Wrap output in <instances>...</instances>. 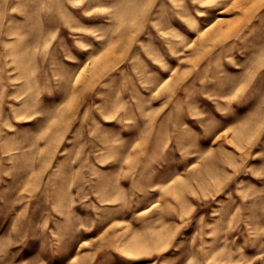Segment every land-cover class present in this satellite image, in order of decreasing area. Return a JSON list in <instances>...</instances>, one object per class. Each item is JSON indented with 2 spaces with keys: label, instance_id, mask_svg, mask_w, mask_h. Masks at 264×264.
Listing matches in <instances>:
<instances>
[{
  "label": "rangeland",
  "instance_id": "obj_1",
  "mask_svg": "<svg viewBox=\"0 0 264 264\" xmlns=\"http://www.w3.org/2000/svg\"><path fill=\"white\" fill-rule=\"evenodd\" d=\"M0 264H264V0H0Z\"/></svg>",
  "mask_w": 264,
  "mask_h": 264
}]
</instances>
